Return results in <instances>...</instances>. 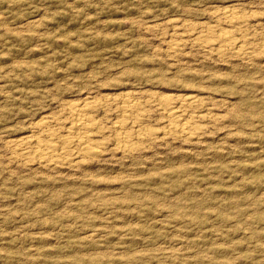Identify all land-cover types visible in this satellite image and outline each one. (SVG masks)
<instances>
[{"label":"rangeland","instance_id":"obj_1","mask_svg":"<svg viewBox=\"0 0 264 264\" xmlns=\"http://www.w3.org/2000/svg\"><path fill=\"white\" fill-rule=\"evenodd\" d=\"M231 5L261 42L264 0H0V264H264V53L166 44L173 25L213 26ZM128 91L200 97L196 111L214 116L195 138L132 156L104 139L81 169L41 168L6 147L85 95L109 99L98 118L114 130Z\"/></svg>","mask_w":264,"mask_h":264},{"label":"bare ground","instance_id":"obj_2","mask_svg":"<svg viewBox=\"0 0 264 264\" xmlns=\"http://www.w3.org/2000/svg\"><path fill=\"white\" fill-rule=\"evenodd\" d=\"M234 7L233 5L227 6L221 10V13L218 12L220 14H217L218 19L216 18L215 21L217 24L213 26L206 23L207 26L196 29L197 27L193 28L194 25L191 26L187 23L186 25L184 24L185 26L182 25L184 30L180 32L181 34H177L179 31H176V33L174 31L176 26L173 25L172 33L177 38H168L166 41L168 51L171 50L172 53H175L180 47L183 48L189 44L199 47L204 51L213 52L217 56L230 51L238 57H254V46L260 47L264 53V39L262 38L263 41L261 40V42L257 40L259 43L255 44L248 41V34L244 32L243 28H245V25L248 27L249 20L237 15L236 8L234 9ZM219 21H222L227 27L236 28L240 34L237 36L229 29L218 27ZM173 34L171 36H174ZM134 93L128 91L112 106L114 112L119 117L117 118L118 120L116 119L117 121H112V129L115 128L114 130H110L111 127L103 125L100 118H98L100 112L102 111L103 113L108 107L106 101H109V99L104 102H99V100L97 102L96 98L94 100L92 97L85 95L84 98L74 99L66 103L63 102L64 105L58 111L66 114L65 119H63L65 122L61 118H56L55 113L42 116L37 123L39 126L38 131L9 140L6 142V147L16 157L32 161V164L35 161L41 168L52 170L61 167H73L78 169L87 163H85V159L93 160L105 154L102 147V140L104 139H108L106 143L112 142L115 153L118 151L124 154L123 157H126L127 155L125 156V154L136 153L137 150L141 149L140 146L142 145L147 144L148 146L153 142L164 141L168 137L191 139L195 135H199L204 128L203 124H200V120H203L204 123L207 122L204 120H211L212 116H214L211 114V117H207L205 113L201 114L196 111L199 110L197 109L198 105L203 106L204 104H201V102L199 104L200 97L198 99L193 96L186 98L187 96L151 95L146 97V99L149 98L148 100L141 101L136 99V94ZM194 107L197 108L195 109ZM150 108L159 111V114L162 115L164 123L161 129V137H159V133L157 135V129H152L145 124L149 118L148 113L150 112ZM193 108L195 110H191ZM59 123H66L63 134L57 133L56 128L60 125ZM121 125H127V129L124 126L120 128ZM15 156L14 158H16Z\"/></svg>","mask_w":264,"mask_h":264}]
</instances>
